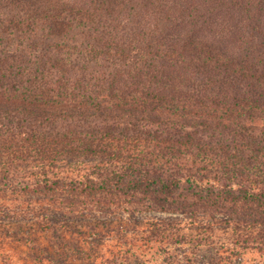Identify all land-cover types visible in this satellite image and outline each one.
<instances>
[{
	"label": "trees",
	"instance_id": "trees-1",
	"mask_svg": "<svg viewBox=\"0 0 264 264\" xmlns=\"http://www.w3.org/2000/svg\"><path fill=\"white\" fill-rule=\"evenodd\" d=\"M172 252L264 261V0H0V264Z\"/></svg>",
	"mask_w": 264,
	"mask_h": 264
},
{
	"label": "rangeland",
	"instance_id": "rangeland-1",
	"mask_svg": "<svg viewBox=\"0 0 264 264\" xmlns=\"http://www.w3.org/2000/svg\"><path fill=\"white\" fill-rule=\"evenodd\" d=\"M172 253L173 254H171L170 256L163 257V260H164L163 264H209L207 263V258L202 257V252L190 254L189 257L191 258L192 261L188 263L184 261H179V259L181 258L180 255H176V252H172ZM245 263L246 264H264V261L257 254L250 253L246 256ZM28 264H32V262H28Z\"/></svg>",
	"mask_w": 264,
	"mask_h": 264
}]
</instances>
